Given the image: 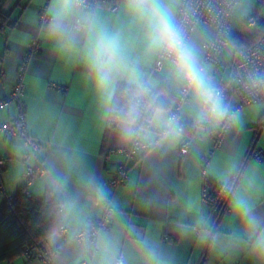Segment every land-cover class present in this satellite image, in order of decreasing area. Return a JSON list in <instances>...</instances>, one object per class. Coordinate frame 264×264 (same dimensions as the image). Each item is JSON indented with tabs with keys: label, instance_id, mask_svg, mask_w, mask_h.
Wrapping results in <instances>:
<instances>
[{
	"label": "crops",
	"instance_id": "obj_1",
	"mask_svg": "<svg viewBox=\"0 0 264 264\" xmlns=\"http://www.w3.org/2000/svg\"><path fill=\"white\" fill-rule=\"evenodd\" d=\"M181 0H162L174 11ZM61 0H0V101L13 91L18 66L27 58L24 76L25 121L36 149L17 137L0 133V157L4 167L0 178L7 195L19 191L38 200L59 204L61 226L42 241L53 252L51 264H264V158L246 159L252 146L264 150V129L258 124L264 104L234 111L230 130L222 147L212 151L210 131L220 128L224 115L236 104L231 82V64L237 52L240 26L262 8L253 0H241L230 18L231 41L217 65L203 63L202 45L213 37V29L198 25L189 41L197 48L199 66L213 89L232 83L229 92L215 99L223 114L218 121L198 119L200 109L190 97L179 111L178 123L168 113L182 87L169 72L168 61L160 70L158 56L147 46L142 25L133 20L127 0H118L116 12L97 9L93 13L76 8L67 20L54 19ZM45 8L51 18L40 22ZM98 31H106L119 42L123 54L135 61L133 79L117 77L110 89L101 92L89 59V45ZM36 40L38 52L28 55ZM125 85L147 90L156 101L163 98L147 128L128 139L119 121L110 127L116 91ZM163 104V105H164ZM165 120L153 121L155 112ZM18 115L11 102L0 111V122ZM183 126V132H179ZM183 139L189 142L186 156L178 153ZM134 141L147 148L128 161V178L116 189L109 187L116 166L125 161L122 150ZM107 158V153L111 152ZM42 165L44 173L31 182L27 168ZM238 173L229 209L214 222L210 207L202 202L205 180L211 188L228 182ZM4 196L0 195V208ZM247 209L242 218L235 210ZM112 209L110 226L93 241L76 236L88 224ZM35 253V252H34ZM33 253V254H34ZM0 264H40L26 254Z\"/></svg>",
	"mask_w": 264,
	"mask_h": 264
},
{
	"label": "built area",
	"instance_id": "obj_2",
	"mask_svg": "<svg viewBox=\"0 0 264 264\" xmlns=\"http://www.w3.org/2000/svg\"><path fill=\"white\" fill-rule=\"evenodd\" d=\"M241 0H181L178 6V12L175 19V23L183 30V34L186 40H190L195 28L202 24L209 26L213 29V37L210 41L202 45L203 50V63L217 65L219 63L220 55L223 50L229 46L231 41L230 33V18L234 7ZM257 5L264 9V0H253ZM76 8L84 10L89 13H93L97 9H104L109 12H116L118 10V0H75ZM51 18L47 14L45 8L40 11V22L48 23ZM262 34L260 38L252 43L249 47L237 50L234 59L231 64V82H233V89L236 95L235 106L227 111L223 118V123L218 130L210 131V137L212 139V151L209 153L208 158L204 162V166L208 164V159L213 156L215 150L222 147V143L230 130L232 123V116L234 111L244 108L249 105L258 103L264 104V15L261 18ZM246 27L248 30H255L256 19L250 18L246 21ZM236 39L241 43L248 42V38L242 34H238ZM38 52V44L36 40H33L29 45L28 55H32ZM167 61L158 57L154 70L161 69L163 62ZM27 58L21 62L17 68L16 79L13 87V91L9 97L0 101V111L8 106L11 102H14L17 106L18 115L16 118L10 119L5 123L0 122V133L8 137H17L23 140L24 144L36 149L39 145L38 141L32 139L28 132L25 121V103H24V76L26 72ZM232 83L220 84L218 88L214 89L215 99L224 97L230 90ZM188 95H185L184 89L180 90L175 103L170 108L168 113V121L171 124L178 123L179 111L182 105L188 102ZM258 129H264V115ZM179 132H183V126H179ZM147 148V145L134 141L126 149L122 150V155L125 161L119 163L116 166L115 172L112 178L109 180L108 185L112 189H116L126 183L128 178L127 163L134 158L136 154ZM189 150V142L183 139L179 145L178 153L181 157L186 156ZM111 152L107 153V158L111 155ZM264 158V150H258L254 147H250L247 151L246 159L260 160ZM4 167V160L0 157V171ZM240 170L226 183L219 184L213 189L208 181L205 180L204 188L202 191V202L210 207L213 214L214 222L220 221L222 216L229 209V201L232 192L237 183ZM44 168L42 165H38L34 168H27L25 177L28 182H31L37 177L42 176ZM22 192L26 195L25 189ZM0 195L4 196V203L2 208L12 207L14 196L7 195L4 191V187L0 178ZM29 196V195H28ZM38 200L36 198H33ZM112 209L109 205H106L103 216L87 226H85L76 236L78 241H93L97 235L108 229L110 226V215ZM61 234H66V229L61 226L59 228ZM29 259L37 260L40 264H51L53 252L46 249L44 245L38 246L33 255H29L25 252ZM113 264H122V258L117 256Z\"/></svg>",
	"mask_w": 264,
	"mask_h": 264
},
{
	"label": "clouds",
	"instance_id": "obj_3",
	"mask_svg": "<svg viewBox=\"0 0 264 264\" xmlns=\"http://www.w3.org/2000/svg\"><path fill=\"white\" fill-rule=\"evenodd\" d=\"M127 9L133 20L142 25L148 49L168 61L169 72L184 89L185 95L199 107L198 119L218 121L222 113L215 103L214 89L199 66L197 48L185 39L183 30L174 22L173 9L162 0H127ZM76 14L75 0H61L54 19L67 20ZM89 59L96 72V84L102 93L109 90L117 77L133 79L135 61L123 54L119 42L106 31H98L89 45ZM147 90L130 92L126 99V111L122 114V131L126 138L138 136V122L146 118L150 105L143 102ZM165 120L164 114L155 112L153 121ZM246 218L247 209L237 203L235 209ZM264 254V249H260Z\"/></svg>",
	"mask_w": 264,
	"mask_h": 264
},
{
	"label": "trees",
	"instance_id": "obj_4",
	"mask_svg": "<svg viewBox=\"0 0 264 264\" xmlns=\"http://www.w3.org/2000/svg\"><path fill=\"white\" fill-rule=\"evenodd\" d=\"M256 15L254 16V18ZM256 19V18H255ZM5 18L0 16V30L3 28ZM255 32L252 38L246 42H236L237 50L249 47L257 41L262 34L261 20L256 19ZM125 85L118 87L110 114V127L113 128L122 119L126 111L125 99L130 92L143 91ZM143 102L150 105L146 118L138 122L137 127L147 128L154 111L160 105L156 103L154 94H146ZM161 107H165V104ZM61 226L60 206L51 199L35 200L19 191L14 196L10 208L0 210V262L8 261L18 255L27 252L30 256L51 233Z\"/></svg>",
	"mask_w": 264,
	"mask_h": 264
},
{
	"label": "rangeland",
	"instance_id": "obj_5",
	"mask_svg": "<svg viewBox=\"0 0 264 264\" xmlns=\"http://www.w3.org/2000/svg\"><path fill=\"white\" fill-rule=\"evenodd\" d=\"M263 15H264V9L263 8H261L259 11H258V13L256 14V19L257 20H261V18L263 17ZM254 18V17H253ZM246 23V22H245ZM245 23H243L241 26H240V29H239V34H242V35H244L245 37H247L248 38V41L252 38V36L254 35V32L256 31V30H248L247 29V27H246V24Z\"/></svg>",
	"mask_w": 264,
	"mask_h": 264
},
{
	"label": "water",
	"instance_id": "obj_6",
	"mask_svg": "<svg viewBox=\"0 0 264 264\" xmlns=\"http://www.w3.org/2000/svg\"><path fill=\"white\" fill-rule=\"evenodd\" d=\"M156 103H157L158 105L162 106V105L165 103V101H164L163 98H158V100L156 101Z\"/></svg>",
	"mask_w": 264,
	"mask_h": 264
}]
</instances>
